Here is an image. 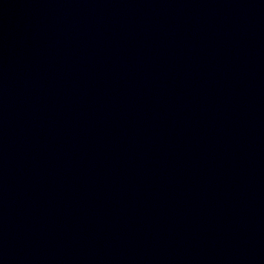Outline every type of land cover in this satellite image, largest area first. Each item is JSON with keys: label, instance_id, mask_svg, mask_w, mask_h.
<instances>
[{"label": "water", "instance_id": "water-1", "mask_svg": "<svg viewBox=\"0 0 264 264\" xmlns=\"http://www.w3.org/2000/svg\"><path fill=\"white\" fill-rule=\"evenodd\" d=\"M0 264H264V0H0Z\"/></svg>", "mask_w": 264, "mask_h": 264}]
</instances>
